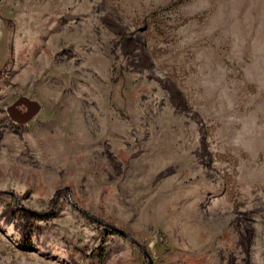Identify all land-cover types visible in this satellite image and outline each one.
<instances>
[{"label":"rangeland","instance_id":"rangeland-1","mask_svg":"<svg viewBox=\"0 0 264 264\" xmlns=\"http://www.w3.org/2000/svg\"><path fill=\"white\" fill-rule=\"evenodd\" d=\"M0 264H264V0H0Z\"/></svg>","mask_w":264,"mask_h":264},{"label":"flooded vegetation","instance_id":"flooded-vegetation-1","mask_svg":"<svg viewBox=\"0 0 264 264\" xmlns=\"http://www.w3.org/2000/svg\"><path fill=\"white\" fill-rule=\"evenodd\" d=\"M23 107H25V108H23ZM12 108L15 111L16 114H21V113H24L27 110L28 106H27L26 102L16 101L14 103V105L12 106Z\"/></svg>","mask_w":264,"mask_h":264},{"label":"water","instance_id":"water-1","mask_svg":"<svg viewBox=\"0 0 264 264\" xmlns=\"http://www.w3.org/2000/svg\"><path fill=\"white\" fill-rule=\"evenodd\" d=\"M28 108L27 111L21 114H16L15 111L13 110V117L14 118H19L21 120H25L26 118H28L30 116V114L34 111L32 105L27 104Z\"/></svg>","mask_w":264,"mask_h":264}]
</instances>
